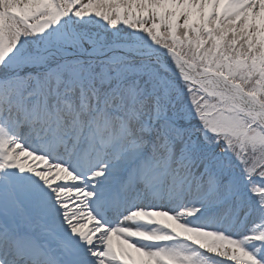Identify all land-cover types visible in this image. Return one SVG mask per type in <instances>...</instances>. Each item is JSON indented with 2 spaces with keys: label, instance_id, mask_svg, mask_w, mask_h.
<instances>
[{
  "label": "snow or ice",
  "instance_id": "1",
  "mask_svg": "<svg viewBox=\"0 0 264 264\" xmlns=\"http://www.w3.org/2000/svg\"><path fill=\"white\" fill-rule=\"evenodd\" d=\"M0 264H264V0H0Z\"/></svg>",
  "mask_w": 264,
  "mask_h": 264
}]
</instances>
